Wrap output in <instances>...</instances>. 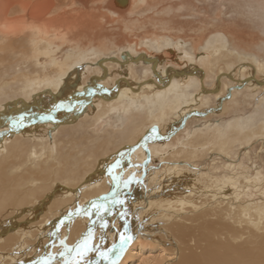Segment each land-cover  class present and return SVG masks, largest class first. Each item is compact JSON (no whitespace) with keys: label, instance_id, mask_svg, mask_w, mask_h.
<instances>
[{"label":"bare ground","instance_id":"bare-ground-1","mask_svg":"<svg viewBox=\"0 0 264 264\" xmlns=\"http://www.w3.org/2000/svg\"><path fill=\"white\" fill-rule=\"evenodd\" d=\"M148 2L149 0H0V69L3 67L5 70L10 66L17 72L0 82V107L4 104L2 100L20 96V100L16 98L17 101L6 102L8 109L0 111V129L6 126L2 124V116L9 112L13 113L11 119L22 118L21 120L26 121L27 116L34 119L25 122L22 130L18 126L21 131L17 135L10 130L0 132V263L37 264L49 254L55 256L56 261H61L59 253L64 251V246L60 241H65L69 247H75L87 235L89 228L94 232L93 244L101 245L107 235V227L102 225L107 224L106 221L110 219L109 210L113 207L109 198L117 186L125 184L124 181H128V184L138 181L143 185L144 180L152 178L155 180L153 184L144 185V192L140 194L131 192L129 184L128 190L120 199L123 201L122 210L117 211L114 216L115 221L118 215L128 216V231L134 240L132 245H156L159 242L162 251L169 248L166 257L157 264H264V200L235 203V199L228 200L230 197L223 192L227 190L229 182L235 185L232 178L223 182V179L215 177L209 184L206 181L200 183L181 167L184 164L192 167V159L205 150L215 155H225L236 140L247 141L254 135H264V119L257 125L235 119L223 127L208 124L196 126L187 131L186 136L181 137L179 134L187 127L189 118L205 117L206 114L220 111L225 99L231 98L235 91L255 85L264 86V59L234 50L228 51L226 37L219 31H214L207 39L206 36L199 37L200 41L192 48V53L182 50L185 48V36L182 38L177 35L179 33H173V28L166 23L162 24L165 26H160L162 31L157 32L145 29L143 20L140 22L138 18H129L131 12ZM112 22H119L121 31L128 36L122 35L118 39L113 29L106 30ZM140 31L146 39L144 45L151 48L153 46L161 52L158 60L162 57L173 59L169 52L174 49L178 60H173L178 64L198 62L202 67H196L193 76L185 81L178 78L177 71L165 69L166 79L161 85L154 84L150 91L145 89L150 86L146 81L136 89L131 88L132 90H122L117 84L112 87L113 90L108 89L112 90L109 103L102 102L98 108L95 100L91 99L85 102L84 107L79 108L78 103V107L70 114L63 116L60 113L63 102L70 97L74 98L76 93H83L81 90L77 91L81 87L78 83V68L85 58L89 55L111 54L124 45L127 50L122 54L123 59H130L128 62L123 61L121 68L130 73L131 62L139 60L136 58V46L142 41L133 36L138 37ZM65 44L69 46V50L58 60L56 51ZM111 56L116 55L112 53ZM40 57L47 60L49 67L46 61L43 64L40 62ZM221 60L229 69L233 68V64L241 63L240 71L245 70L243 66H248L252 72L249 75L240 74L237 79L227 73L226 76L235 83L226 86L227 94L214 95L216 103L210 107L207 105L211 97L203 94L212 90L201 88L196 93L191 88L199 87L196 76H205L204 69L212 72L213 67ZM103 61L104 69L97 71V76L92 79L94 83L101 81L105 75L112 77L108 71L112 63ZM23 62L35 65L36 69L33 71L36 73L29 72L31 67L20 73V67L17 66L20 63L24 67L21 65ZM46 70L50 73H46ZM39 72L42 73L41 76L38 75ZM256 74L263 75L262 79ZM181 82L183 83L180 84ZM218 83L222 84L220 79ZM135 94L141 98L138 99L139 96ZM54 100L59 102L57 110L49 108ZM89 104L91 110L95 111L96 118L109 110L123 109L126 113L130 109L134 110L129 121L117 130L119 137L109 134V141L106 142L108 145L111 141L120 140L117 146L111 147L112 151L106 145L99 155L89 150H83L82 153V148L77 149L79 145L76 147L72 144L75 154L56 153V159L48 163V160L36 155L39 151H34L33 144L32 153L27 151L29 161L33 160V164L20 165L22 157H27L25 151L31 142L47 139L53 122L50 123L51 117H43L44 113L59 111L57 115L66 119L61 122L71 123L77 117L87 115ZM39 109L42 112L38 113ZM28 110L37 111L38 114L24 113ZM53 120L59 122L57 119ZM53 130L55 129L52 132ZM144 134V139L139 143ZM156 136L159 140H156ZM121 145L126 154L122 166L114 171L120 178L117 185L108 168L112 164L109 159H113L116 153L113 150ZM56 147L59 146L54 144L55 151ZM153 155L160 159L182 157L183 160L172 166L167 164L161 174L152 173L148 166ZM213 186L222 191L213 190ZM195 193L204 197L197 201ZM129 201L140 209V214L133 215L129 210ZM93 202L104 205L106 210L97 214L92 207ZM77 209L87 210L91 215H86L84 211L77 212ZM207 211L217 219L207 221L203 216ZM194 216L198 219L204 217L202 220H205V224L201 220V225L198 220L200 225L196 226L193 223L195 221L189 220ZM61 220L63 224L57 228ZM133 220L138 221L137 224ZM188 220L190 224L192 222L191 225L187 223ZM233 221L237 227H233ZM252 243H255L254 247H246ZM22 253L23 257L20 258ZM125 254L117 264H123L131 251Z\"/></svg>","mask_w":264,"mask_h":264},{"label":"rangeland","instance_id":"rangeland-1","mask_svg":"<svg viewBox=\"0 0 264 264\" xmlns=\"http://www.w3.org/2000/svg\"><path fill=\"white\" fill-rule=\"evenodd\" d=\"M130 17L138 18L140 22L143 20L145 22L144 23L146 27L145 29L154 30L157 32H161L162 30L160 26L161 27L165 26L162 24L166 23L168 26L173 28L172 29L173 33L174 32L179 33L177 35H180V37L182 38L185 36L184 38L186 39V42L183 46L185 48H182V50L186 49L191 53L193 52L192 48L196 45L197 42L200 41V38L206 36L205 39H207L209 36H211V33H214V31H219L222 32L226 37V41H227L226 46L228 51L234 50L242 54H245L247 56H255L257 59L260 60L264 59V0H149L148 3L140 6L134 12H131V16H129V18ZM118 25H120L119 22H112L107 26L106 30L113 29L116 32L115 36L118 39H121L122 35L128 36L126 35V33L121 31ZM138 34H139L138 37L133 36V38L137 39L138 41H142V43H138V46H136L137 47L136 58L139 60L138 61L135 60L131 62L132 70L130 71V73H128L126 69L124 70L123 68H121V63H123V61L128 62L130 59V58H127L126 60L123 59L122 54H124L125 51L127 50L126 47L124 48V45H122L119 48V50L112 52L116 55L115 57L111 56L112 53L111 54L108 53L104 55H89L88 58H85V60L81 65L83 67L79 66L78 68L80 69L78 75L79 76L78 83L81 85V87L77 88V91L81 90L83 93L82 95L80 93H76V95L74 94V98L71 99L70 97L69 100L63 102L64 104H62V106L60 107L61 108L60 113H62L63 116L64 114L65 115L70 114L75 107H78L77 105L78 103L80 105L79 108L84 107L85 102L91 99L95 100V106H97L98 108L100 107L102 102L109 103L112 99L110 97L111 91L113 90L112 87H114L117 84H119L122 90L123 89L129 90L131 88L132 89H136V87L138 88L140 83L146 81L149 82L147 83V85L149 84L150 86L145 89L146 91H150L152 86H154V84L161 85L163 83L162 81L166 79L164 74L165 69L166 70L172 69L173 71H177L178 72L177 74L179 76L178 78H180V80L185 81V79L191 78V75L194 73L195 69L202 67L198 62H194V63L188 62L187 64H178L176 62L178 60L176 56L177 52H175L174 49L170 50L171 52H169V54L173 56L172 57L173 59L176 58V61L167 57H162L158 60V56H160L161 52H159V50L154 48L153 46L151 48V46L144 45V41L146 39L142 37L143 34L141 33V31ZM198 49L199 51H201L200 47ZM68 50H69V46L65 44L56 51L55 56H57L58 60H61ZM40 58H41L40 62H42L43 64L44 61H46L47 67H49L47 60H45L43 57ZM103 60H105V62L110 61L109 64L112 63L110 64V68H108V71H110L112 77H108L105 75V77L103 76L101 78V81L97 80L94 83L92 82V79L97 76L100 70L102 71L104 69L105 64ZM30 63L31 62L29 63L27 62V64L26 62L21 63V65L23 64L24 67L20 66L19 63L17 67H20L19 69L20 73L26 72L27 71L26 69H28V67L29 68L31 67L30 69H28L29 72L35 74L36 71H33V69L35 70L36 67L32 63L30 65ZM240 64L241 63H239V65L233 64L232 66L233 68L229 69L227 64L223 62V60H221L216 63V65L213 67L212 72L209 73L207 72L206 69H204L205 76L203 74L202 75L200 74L201 76H196L198 79L197 82L199 87L195 89L191 88V91L193 92L197 91L196 93H198L199 91H201L200 90L201 88L206 89L207 91L212 90V92L204 93L203 95L206 96V94H208V96L211 97V101L207 106L210 107H212V105L215 106L216 102L214 99L215 98L214 95L222 96L224 94H227L226 86L229 87L230 85L235 83V81H233L232 79L226 76L227 73H230L233 78L237 79L241 75L242 76L249 75L252 72L250 67L248 66H243L245 70L243 72L240 71L241 70ZM9 68L6 67L5 68L6 71L4 70L3 67L0 69V73H1L0 82L5 81L6 80L5 77L8 78L11 77L14 73H17L13 71V68L12 69L10 68V70ZM46 73H50V71L46 70ZM40 74L42 73L39 72L38 75ZM256 75L259 79H262L263 75L261 74H256ZM112 78L114 80H112ZM219 79L222 82L221 85H219L218 83ZM117 81L118 82L120 81V83H118ZM182 83L183 82H181L180 84ZM111 88L112 90L109 91ZM219 88L221 89L219 90ZM232 96L231 98L225 99L223 108L220 111H217V113L206 114L205 117L197 116V117L189 118L187 127L181 133H179L181 137L183 135L186 136V132L193 130L196 126L218 124L220 127H223L228 122L235 119L241 121L246 120L245 122H248L249 124L257 125L259 124V121L264 119V86L259 87L255 85V87L254 86L246 87L244 89L237 90V92L235 91ZM16 98L20 100L19 95H17ZM16 98L13 97L9 100H2V104L3 102L4 104L1 106L2 108L0 107V111L3 110L4 112L5 109H8L6 108V105L11 101L16 100ZM139 98H141V96H139L138 99ZM98 99L99 101H96ZM124 100H127V98ZM53 102L50 103L51 107L49 105V108L53 110L55 109L57 110L58 109L57 103L59 102L58 101L55 102V100ZM89 107L90 110L88 113H86L88 116L87 115H85L84 117L79 116L71 123L61 122L64 119V117L61 115L60 116L57 115L59 111H57V113L53 112L54 114L50 112L51 110L49 111L48 114L44 113L43 117L48 119L51 117L49 119L51 121L50 123L53 122L52 124H50L49 127L50 131H48L47 139L44 141H37V142L33 141L34 143L31 142L29 144V147H27L25 151L27 157L25 156L22 157L20 165L25 164V166H28L30 164L31 165L33 164L31 162L33 160L29 161L28 158L29 153L30 154L32 153L33 144L35 146L34 151L36 152L39 151L38 153H36V155H39L40 158H44L45 160H48V163L53 162V160L56 159L57 155H61V154L64 155L70 153L75 154L72 151V146H71L72 144H74V146L76 147L79 145L77 149L82 148L80 149L82 153H84L85 150L86 151L89 150V151H94L99 155L101 153L102 148L108 145L107 143L109 141V136H110L109 134H112V136L115 137H119V135L116 133L117 130L121 129L124 126V124H126L127 121H129L128 119L129 116H131L134 112V110L131 109L128 111V113L123 111V109L109 110L98 115L96 118L95 111L91 110L92 109L91 104H89ZM41 110L39 109L38 113ZM32 112L36 113V115L38 114L37 111L34 110L31 111L28 110L27 112L24 113L31 114ZM12 114L13 113L9 112V114L2 116L1 119H4V123L2 124L3 125L5 124L6 126L8 125L7 126L8 128L5 126L6 128L4 127L0 129L1 133L10 130L12 132L14 131L13 133L17 135V133L19 134V132L22 130V126L25 124V122H30L34 120V119L32 120V117L30 116L26 117L25 115L23 116L26 117V121L21 120L22 118L11 119ZM53 118L59 120V122H56L54 120L52 121ZM79 123H81L82 126L79 125ZM174 124L176 125L177 121ZM18 126L21 128V130ZM52 129L55 130H53L52 132ZM156 140H159L158 136H156ZM79 141H81V144ZM119 142L120 140L116 139L115 141H111L112 144L109 143L108 146L110 147L111 151H112L111 147L114 145L117 146ZM54 144L59 146L56 147L57 148L56 151L54 150ZM122 148L123 145L114 149L115 151L113 150V153L115 152L116 153L113 159L112 158L109 159V161L112 160V164L110 165H113L117 160H119L120 166L118 168L122 166L123 163L122 161L125 160L124 156L126 154L125 150L122 151ZM119 149L120 151H118ZM27 151H29V153ZM56 153L57 155H55ZM169 159L167 158L160 159L157 155H153L151 161L149 162L150 164L148 166L149 172L152 173L159 172V174H161V171H163L164 167H166L167 164L168 166L170 165L172 166L173 163L175 164L183 160L182 157L179 158L175 157ZM192 160H193L191 161L192 167H189L185 164L181 167L184 170H186L187 173L193 175L194 178L199 180L200 183L206 181L209 184L211 183V179L215 177H217L218 180L223 179V182L229 180L230 178L233 179L230 180L235 181V185H231V183L229 182V184L226 187L227 190L223 191L225 192L226 196L230 197L228 198V200H230L231 198L232 200L235 199V203H239V202L254 203L264 200V135L262 134L254 135L247 141H244L243 139L236 140V142L229 148L228 153L225 155H221V156L215 155L213 154V152H210L209 150L207 151L205 150L203 153H198L197 156ZM23 161L26 162L24 163ZM153 181L155 180H153L152 178L151 179L147 178L146 180H144L143 185H141L140 182L138 181L132 182L131 184L129 183L130 184L129 190L131 192L132 191L136 192V194L138 193L140 194L141 192H144V188H145L144 185L150 186L153 184ZM129 184L127 186H125V184H121L117 186V189L109 198L110 200H112L113 207H111L110 209L111 211L109 210L110 219L106 221L108 226H107V235L105 241L101 245H99L101 251H106L107 249L111 248L114 244L118 248L120 244L119 235L121 233L126 236H130L128 231L129 218L127 215L124 216L121 214L118 215L117 221H115L116 220V218L114 217L116 216L115 213L120 209L122 210V208H121V203L113 202L114 200L120 201L122 194L128 190ZM212 188L213 190L216 191H222V189L219 190V188L216 186H213ZM127 194L128 193H126V195ZM233 195L234 196L237 195L238 197L234 198ZM194 197H196L198 199L197 201H199L204 196H200L195 193ZM130 201H129V210L132 211L134 216H136L140 212V209H138V207L134 205L133 202ZM209 212L203 216L207 221L208 219L210 221H215L217 219L216 216ZM212 218L213 219L216 218V219L213 220ZM202 219L201 217L198 219L194 216L193 218L191 217V219L189 220L195 221L193 223H195V225L197 226L200 224L202 225L204 223L205 220L203 221ZM189 220L187 221L188 224H190ZM198 220L199 223L201 222V220L203 221V223L198 224L197 223ZM133 221L136 224L138 222L136 220ZM232 225L233 227H237V224L234 221L232 222ZM115 226L117 227L116 229ZM138 238H139V234H138ZM251 239L254 241V238ZM133 241H134L133 238L130 241H128V243L125 246V250L120 254L119 260L123 257V255L124 256L126 255L125 254L126 252H128L129 250L131 251L130 256L126 258L123 264H152V263L157 264L159 261L162 262V260L166 257L169 251V248L165 252L162 251L161 247H159L161 246L159 242L158 244L154 245L151 243L146 244L144 243L146 241H142L144 244H142L141 246L138 243H134V245H132ZM27 244L28 242L25 243L24 245L26 246ZM254 245L255 243L254 244L252 243L251 246H246V247H254ZM260 245L262 246V244ZM112 256L113 258H115L114 253L112 254ZM19 257L22 258L23 253L20 254ZM86 259L92 260L93 264H95V261L97 259L96 253L94 252L89 253ZM179 260H181V257ZM6 264L8 263L6 262ZM100 264H105V262L101 261Z\"/></svg>","mask_w":264,"mask_h":264},{"label":"snow or ice","instance_id":"snow-or-ice-1","mask_svg":"<svg viewBox=\"0 0 264 264\" xmlns=\"http://www.w3.org/2000/svg\"><path fill=\"white\" fill-rule=\"evenodd\" d=\"M155 131V130H153ZM120 166V161L117 160L113 165L108 168V172L112 175V179L119 184L120 178L115 175L114 169ZM125 186H127L128 181H124ZM115 195V194H114ZM107 199V198H105ZM114 203H123V201L114 200ZM92 207L96 209L97 214L102 210H106L104 205L96 204L93 202ZM84 211L86 215H91V212L87 210L77 209V212ZM63 224V220L60 221L56 227L59 228L60 225ZM102 227H107L105 223ZM126 227V225H125ZM93 236L94 232L91 228H89L87 235L84 236L82 240H80L75 247H69L65 241L61 240V245L64 246V251L59 253L62 258L61 261H56L55 256L49 254L45 259L37 262V264H93L92 260L86 259L89 253H96L97 259L95 264H100L101 261H104L105 264H117L120 254L125 250V246L132 239L131 236H126L124 234L119 235L120 244L119 247L114 244L111 248L106 251H101L98 245L93 244ZM54 246V245H53ZM115 254V258H113L112 254Z\"/></svg>","mask_w":264,"mask_h":264},{"label":"water","instance_id":"water-1","mask_svg":"<svg viewBox=\"0 0 264 264\" xmlns=\"http://www.w3.org/2000/svg\"><path fill=\"white\" fill-rule=\"evenodd\" d=\"M157 133H158V132H157ZM144 136H145V134L141 137L139 143H141V141L144 139ZM158 136H160V135H158Z\"/></svg>","mask_w":264,"mask_h":264}]
</instances>
